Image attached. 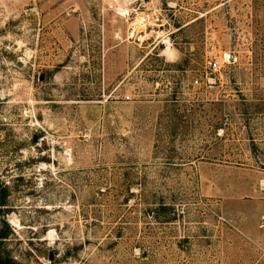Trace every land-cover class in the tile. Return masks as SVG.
I'll use <instances>...</instances> for the list:
<instances>
[{
    "label": "rangeland",
    "instance_id": "obj_1",
    "mask_svg": "<svg viewBox=\"0 0 264 264\" xmlns=\"http://www.w3.org/2000/svg\"><path fill=\"white\" fill-rule=\"evenodd\" d=\"M1 236L12 264H264V0H0Z\"/></svg>",
    "mask_w": 264,
    "mask_h": 264
},
{
    "label": "built area",
    "instance_id": "obj_2",
    "mask_svg": "<svg viewBox=\"0 0 264 264\" xmlns=\"http://www.w3.org/2000/svg\"><path fill=\"white\" fill-rule=\"evenodd\" d=\"M118 2H119V0H110L112 7H116ZM207 68L209 69L210 73L213 75V74H217L218 72H220L223 68V65L219 61H214V62L208 63ZM207 80H208L207 81L208 83L211 82L210 78ZM193 83L195 85H198V84H200V81L198 79H196Z\"/></svg>",
    "mask_w": 264,
    "mask_h": 264
},
{
    "label": "trees",
    "instance_id": "obj_3",
    "mask_svg": "<svg viewBox=\"0 0 264 264\" xmlns=\"http://www.w3.org/2000/svg\"><path fill=\"white\" fill-rule=\"evenodd\" d=\"M3 238V236L0 237V239ZM0 264H12L10 260L8 259H2V257L0 256Z\"/></svg>",
    "mask_w": 264,
    "mask_h": 264
}]
</instances>
